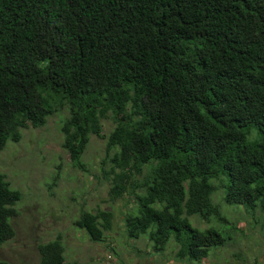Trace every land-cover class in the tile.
Instances as JSON below:
<instances>
[{
	"label": "trees",
	"instance_id": "obj_1",
	"mask_svg": "<svg viewBox=\"0 0 264 264\" xmlns=\"http://www.w3.org/2000/svg\"><path fill=\"white\" fill-rule=\"evenodd\" d=\"M58 113L74 168L105 139L109 197L133 199L128 239L202 264L241 233L230 210L264 215V0H0V152ZM20 199L0 174V247ZM111 220L74 225L103 242ZM37 250L65 264L60 240Z\"/></svg>",
	"mask_w": 264,
	"mask_h": 264
},
{
	"label": "rangeland",
	"instance_id": "obj_2",
	"mask_svg": "<svg viewBox=\"0 0 264 264\" xmlns=\"http://www.w3.org/2000/svg\"><path fill=\"white\" fill-rule=\"evenodd\" d=\"M62 118L58 113L40 128L29 125L20 132L18 142H7L0 152V174L21 195L14 207L17 213L10 218L13 237L0 247V261L38 264V245L58 239L65 264H184L174 259L172 244L158 254L146 236L128 239L124 217L133 199L128 195L116 200L109 197L111 181L103 179L100 169L105 139L92 136L81 158L82 169L74 168L61 147ZM102 125L104 135L113 128L106 120ZM109 167L108 162L105 168ZM82 211L112 214V228L104 232L103 242H92L75 227ZM255 217L257 223L242 210H230L227 218L237 223L241 233H236L235 244L211 250L202 264H264V215ZM189 219L196 228L209 227L196 217Z\"/></svg>",
	"mask_w": 264,
	"mask_h": 264
}]
</instances>
